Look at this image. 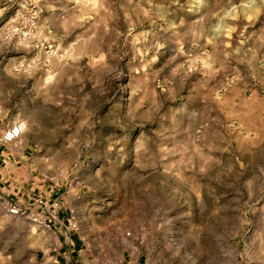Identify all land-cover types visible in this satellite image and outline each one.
I'll list each match as a JSON object with an SVG mask.
<instances>
[{"label":"rangeland","instance_id":"374dc122","mask_svg":"<svg viewBox=\"0 0 264 264\" xmlns=\"http://www.w3.org/2000/svg\"><path fill=\"white\" fill-rule=\"evenodd\" d=\"M19 121L0 264H264V0H0Z\"/></svg>","mask_w":264,"mask_h":264},{"label":"built area","instance_id":"2783aa9c","mask_svg":"<svg viewBox=\"0 0 264 264\" xmlns=\"http://www.w3.org/2000/svg\"><path fill=\"white\" fill-rule=\"evenodd\" d=\"M25 128L26 124L23 121L11 124L4 130V132L0 136V141L5 143L16 141L22 136ZM7 211L11 215H19L23 212L18 205H10L9 207H7Z\"/></svg>","mask_w":264,"mask_h":264},{"label":"crops","instance_id":"0c3cea01","mask_svg":"<svg viewBox=\"0 0 264 264\" xmlns=\"http://www.w3.org/2000/svg\"><path fill=\"white\" fill-rule=\"evenodd\" d=\"M10 125H11V124H7L6 127H5V129H6L8 126H10ZM1 129H2V127H0V130H1ZM3 132H4V131L0 132V136L2 135ZM13 142H14V141H13ZM7 143H12V142H7ZM7 143H5V142H1V141H0V147H1L2 145H6ZM7 167H9V165H8V161H7V158H6V153L4 152V149H3V150L0 149V172H1L2 174H4V173H3V172H4V169H6ZM74 238H75V239H74ZM79 238H81V237L78 236V238H77V236L74 235V237L71 238V244L76 245V242L79 241Z\"/></svg>","mask_w":264,"mask_h":264},{"label":"bare ground","instance_id":"6f19581e","mask_svg":"<svg viewBox=\"0 0 264 264\" xmlns=\"http://www.w3.org/2000/svg\"><path fill=\"white\" fill-rule=\"evenodd\" d=\"M26 124V123H25ZM28 124H26V126H27Z\"/></svg>","mask_w":264,"mask_h":264}]
</instances>
